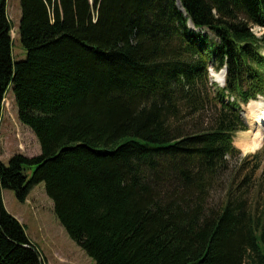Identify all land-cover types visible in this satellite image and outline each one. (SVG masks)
<instances>
[{
    "label": "trees",
    "instance_id": "1",
    "mask_svg": "<svg viewBox=\"0 0 264 264\" xmlns=\"http://www.w3.org/2000/svg\"><path fill=\"white\" fill-rule=\"evenodd\" d=\"M6 2L0 119L10 89L40 153L0 161V264H40L2 189L41 183L94 264H264V150L234 145L264 97V0H20L16 62Z\"/></svg>",
    "mask_w": 264,
    "mask_h": 264
},
{
    "label": "rangeland",
    "instance_id": "2",
    "mask_svg": "<svg viewBox=\"0 0 264 264\" xmlns=\"http://www.w3.org/2000/svg\"><path fill=\"white\" fill-rule=\"evenodd\" d=\"M6 10L13 28L11 31L13 39L12 58L15 62L21 61L25 59L26 53L18 38L21 16L20 0H7ZM252 31L257 36L264 34L263 27L255 26ZM213 72L215 73V71ZM259 100L264 103V97L253 101L258 102ZM253 101L248 104H241V110L244 114L248 110L246 116L243 115V118L246 120L249 129L244 131V133H252L250 131L253 129V120L256 117L251 112L250 104ZM253 132L256 133L254 130ZM263 133L261 146L255 151L245 153L240 148L237 143L238 133L234 138V144L243 156L262 151L264 150ZM39 153L40 146L37 138L17 118V107L14 103L13 94L9 89L3 99V114L0 124V161L6 165L15 154L33 157ZM261 158L263 160L262 169L257 173V176L261 179L262 187L260 191L264 195V152H262ZM250 164L252 165L253 163ZM33 170L34 166L26 170L25 173L28 178L31 177ZM2 201L5 209L19 219L18 221L25 229L29 240L33 243L36 250L39 251L44 264H94L92 258L69 237L65 229L57 221L53 213V203L46 196L42 183L31 190L27 200L23 203L16 199L12 190L2 189Z\"/></svg>",
    "mask_w": 264,
    "mask_h": 264
},
{
    "label": "bare ground",
    "instance_id": "3",
    "mask_svg": "<svg viewBox=\"0 0 264 264\" xmlns=\"http://www.w3.org/2000/svg\"><path fill=\"white\" fill-rule=\"evenodd\" d=\"M178 6L180 9L181 5L180 2L178 1ZM255 102V103H253ZM251 105V112L255 114L254 118V124H253V129L252 133H244V132H239L238 137H237V143L239 144L240 148L245 152H252L257 150L261 146V142L263 140V135L262 132L264 128V103L262 101H253ZM249 105V107H250ZM248 111V110H247ZM247 111L245 113V116L247 114ZM256 131L255 132H253ZM264 134V133H263ZM39 252V251H38Z\"/></svg>",
    "mask_w": 264,
    "mask_h": 264
},
{
    "label": "clouds",
    "instance_id": "4",
    "mask_svg": "<svg viewBox=\"0 0 264 264\" xmlns=\"http://www.w3.org/2000/svg\"><path fill=\"white\" fill-rule=\"evenodd\" d=\"M212 82L218 85L221 89L227 85V67L223 70L211 74Z\"/></svg>",
    "mask_w": 264,
    "mask_h": 264
},
{
    "label": "water",
    "instance_id": "5",
    "mask_svg": "<svg viewBox=\"0 0 264 264\" xmlns=\"http://www.w3.org/2000/svg\"><path fill=\"white\" fill-rule=\"evenodd\" d=\"M179 0H177V2H178ZM177 7L179 8V6H178V3H177ZM182 8V7H181ZM179 10L181 11V12H183L184 13V11H183V9H180L179 8ZM189 24H191V23H189ZM37 255H38V258H39V261H40V264H44L43 263V260H42V257H41V255H40V253L37 251Z\"/></svg>",
    "mask_w": 264,
    "mask_h": 264
},
{
    "label": "crops",
    "instance_id": "6",
    "mask_svg": "<svg viewBox=\"0 0 264 264\" xmlns=\"http://www.w3.org/2000/svg\"><path fill=\"white\" fill-rule=\"evenodd\" d=\"M2 114H3V112H2ZM1 120H2V115H1V119H0V124H1ZM15 218H17V217H15ZM17 220H19V219L17 218Z\"/></svg>",
    "mask_w": 264,
    "mask_h": 264
}]
</instances>
